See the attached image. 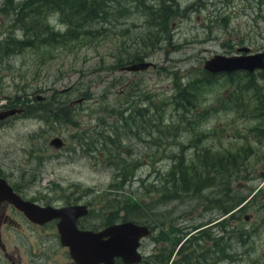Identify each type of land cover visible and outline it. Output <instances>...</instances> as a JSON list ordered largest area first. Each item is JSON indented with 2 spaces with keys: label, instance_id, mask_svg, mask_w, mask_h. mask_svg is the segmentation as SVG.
<instances>
[{
  "label": "rangeland",
  "instance_id": "obj_1",
  "mask_svg": "<svg viewBox=\"0 0 264 264\" xmlns=\"http://www.w3.org/2000/svg\"><path fill=\"white\" fill-rule=\"evenodd\" d=\"M5 1L0 0V111L3 105L23 110L0 123V166L17 169L14 173L18 172L25 197L58 202L91 197L102 202L103 209H117L118 216L142 217L145 204L158 193L157 178L170 170L173 156L192 161L195 172L202 171L197 156L205 155L208 162L220 158L222 163L228 157L224 177H216L215 167L209 175L199 173L198 184L209 177L211 187L181 192L161 210L168 220L177 217L173 226L184 233L207 225L200 235L214 236L215 264H264V115L257 116L256 109L258 91L264 95V70H238L231 78L224 73L215 76L207 86L200 85L191 111L175 110L173 102L168 103L174 85L192 78L201 82L206 71L203 60L215 52L229 53L242 45L264 48V2L174 0L177 8L169 21L168 38L156 41L154 48H135L152 65L126 71L115 68L117 59L133 51L134 37L146 18L129 0H118L126 12L104 24L99 36L19 51L3 42L7 34L17 38L21 34L8 13L18 0ZM58 16L54 12L46 19L61 31L65 26ZM53 96L71 105L74 120L64 109L58 113L60 121L48 119L54 112L39 101ZM152 99L157 101L158 127L137 118L135 111ZM140 112L144 118L148 109L141 107ZM64 113L70 121L61 120ZM120 116L128 120L124 127L119 126ZM54 136L64 141L57 150L47 144ZM106 137L107 148L102 143ZM110 150H120L119 156L126 157L128 173L133 171L130 163H138L131 182L116 184L119 156L108 159ZM232 156L236 165L230 164ZM140 180L151 194L143 188L141 192ZM134 192L138 198L133 203L122 198ZM233 197H246L239 204L246 202L245 209L238 217L237 206L233 219L221 225L218 206ZM205 241L200 239V246ZM226 248L230 257L224 259Z\"/></svg>",
  "mask_w": 264,
  "mask_h": 264
},
{
  "label": "trees",
  "instance_id": "obj_2",
  "mask_svg": "<svg viewBox=\"0 0 264 264\" xmlns=\"http://www.w3.org/2000/svg\"><path fill=\"white\" fill-rule=\"evenodd\" d=\"M129 2L130 6L136 11L143 12L146 17L144 20L145 24L142 29L138 30L139 32L134 37V42L137 45L134 47L133 51L126 53L123 60L117 59L119 62L115 68H119L125 63L141 59L144 56V52L141 54V51L135 50L137 46H140V48H143L144 46L145 48L153 46L154 48L156 41L162 38L167 39L168 36L166 33L168 31L169 21L173 16V11L177 8V4L174 0H152V2H150V0H129ZM9 3L10 2L7 0L5 1V4ZM54 12L59 14L58 19L65 26L61 31L54 29L47 22L46 16ZM125 12L126 6L123 3L121 4L118 0H18V2L12 3L8 13L13 14L12 21L17 24L18 30L21 31V34L18 38L7 34L3 39V42L5 46L14 50L18 49L19 51L29 47L36 48L42 44L53 46L56 44H65L68 40H79L86 36H99L104 33V24H110L111 20L123 16ZM234 73L235 71H231L228 73V76L231 78ZM215 74L216 73H210V71L206 70L202 73L200 78L201 82L192 78L188 79L182 85H174L176 90L169 95L170 99L168 100V103L173 102V108L175 110H180L181 112H185L186 110L191 111L198 95V88L200 85L207 86L211 82V79L215 77ZM125 91L126 90H122V92ZM44 98L45 97L39 102L45 101L46 106L54 112L51 113V116L48 119L55 120V122L60 121L58 113L64 109V112L69 113L70 119L72 118L74 120L73 112L70 108L71 105H69L66 100H60L58 97L55 98L54 96L52 98L47 97L45 100ZM141 107L148 109V114L144 118H142L143 115L140 112ZM156 108L157 101L153 99L150 100L148 105L136 107L135 111L136 115H138L137 118L140 117V120L142 121H146V119L151 120L149 124L158 127L160 117L159 113L155 114ZM69 116L64 113V115L61 116V120L66 122V120L69 119ZM134 118L136 117L134 116ZM70 119L68 121H70ZM125 120L126 117L120 116V127H124L128 124V120ZM186 120L187 124L192 126L189 124L190 119ZM94 135L97 136V134ZM108 140L110 139L107 137L106 139H102V143L106 148ZM202 151H206V149H202ZM115 153L110 150V152H108V159L115 158L122 154L120 150L115 151ZM197 158L201 160L200 165L202 166V171L199 172H195L196 169L194 168L192 161L187 163L185 157H172L171 165L168 168L170 170L160 179L159 184L154 185L157 187L155 190L158 192L157 194L161 200L165 202L174 200L181 192L189 193L195 192L199 187L200 189L211 187L213 180L209 177L202 178L205 179L206 182L198 184L197 179L201 180L197 177L199 173L209 175L211 168L215 167L216 177H224L229 170L227 167V165H229L228 157L224 158L226 163H222L223 159L215 157H212L211 161L208 162L209 158L205 155L197 156ZM125 159L126 157L122 158L119 156L118 163H116L118 172L114 173L116 184L119 183L120 186L128 181L131 182V178L134 177L133 171L138 167L136 161L131 162L129 168H132L133 171L128 173ZM214 161H219V164H217V162L214 163ZM230 164H237L235 163V157L232 156ZM138 183H140L138 187L141 188V192L143 189H147V186H144L145 182L140 180ZM122 198L133 203V200L137 199L138 196H136V193L134 192V194L131 193ZM245 198L246 197H241L240 199H237V197H233V199L231 198L226 204L218 206L221 217H223L222 220L218 222H220L221 225H224L227 220L233 219L235 213L234 209L239 206ZM134 204L137 205L136 207H139L140 203ZM244 209V207L238 209V217H240V213ZM137 210L139 211V209ZM124 217L142 222L144 215L142 217H137L132 216L131 214H126Z\"/></svg>",
  "mask_w": 264,
  "mask_h": 264
},
{
  "label": "flooded vegetation",
  "instance_id": "obj_3",
  "mask_svg": "<svg viewBox=\"0 0 264 264\" xmlns=\"http://www.w3.org/2000/svg\"><path fill=\"white\" fill-rule=\"evenodd\" d=\"M259 2L261 5L264 0ZM242 46L248 49L244 50L241 48ZM242 46L229 53L215 52L214 54L242 55L264 51L262 47L259 50H252L249 46ZM240 70H244L246 73H255V71L262 73L264 68H257L253 71ZM210 73H216L215 76L222 73L228 75L229 71H210ZM261 77L264 78V73L261 74ZM257 95L259 99L257 104L259 106L256 107L257 116L264 115V95L259 91ZM14 107L13 105H3L2 110ZM22 110L23 108L1 117L0 123L6 117ZM259 129L260 126L258 131ZM16 170V168L0 166V181L4 182L0 186V264H76L71 259L67 247L60 242L59 230L60 232L65 230L64 219L60 215L46 217L42 212L45 208L59 211L71 206L80 207L75 208L68 215L70 218L73 214H78L73 219V228L75 229L73 231L100 233L112 225L125 221L146 227V233L137 241L136 251L139 257L137 262L126 263L119 256H113L110 261H106L100 254L95 264H215L216 241L214 236L209 233L200 235L202 231L206 233L207 225L192 227L191 231L186 233L174 227L173 224L176 223L177 217L167 219L166 213L161 210L166 202L161 200L158 194H154V197L150 198L151 201L145 204L143 221L137 222L134 219L125 218L124 215L118 216L117 209L113 207L103 209V203L90 196L88 199H83L82 196L70 197L59 202L25 197L23 186L18 184V172L14 173ZM160 179L161 177L157 178L156 184H159ZM148 187L146 192L151 194ZM18 197L25 201L24 209L19 208ZM80 211H83L84 214H80ZM228 221L230 219L226 222ZM106 238L104 236L102 239ZM200 239H206L201 246ZM225 242L227 243L226 236ZM227 248L224 252V259L230 257Z\"/></svg>",
  "mask_w": 264,
  "mask_h": 264
},
{
  "label": "water",
  "instance_id": "obj_4",
  "mask_svg": "<svg viewBox=\"0 0 264 264\" xmlns=\"http://www.w3.org/2000/svg\"><path fill=\"white\" fill-rule=\"evenodd\" d=\"M247 50V47H241ZM152 65L148 60H140L123 65L121 68L125 70L144 69ZM202 67L206 70L215 71H232L245 69L253 71L257 68H264V51H258L251 54H214L213 56L203 60ZM36 98H40L37 95ZM82 98H77L80 101ZM20 107H14L0 111V118L7 116L15 111H20ZM53 150H57L64 145V142L59 136H54L47 143ZM2 182V183H1ZM4 184L0 181V186ZM18 197L19 208L24 209V203ZM78 206L63 208L59 211H52L48 208L42 210L46 217L60 215L65 222V230H59L60 242L67 247L71 259L76 264H95L98 261V255L102 254L106 261H110L113 256L121 257L126 263L137 262L139 257L136 251L137 241L146 233V227L131 221H125L119 224L112 225L104 229L100 233H91L84 231H73V219L78 214L70 215ZM80 214H84L80 211ZM248 219V216H245ZM75 230V229H74ZM106 236V239H102Z\"/></svg>",
  "mask_w": 264,
  "mask_h": 264
},
{
  "label": "bare ground",
  "instance_id": "obj_5",
  "mask_svg": "<svg viewBox=\"0 0 264 264\" xmlns=\"http://www.w3.org/2000/svg\"><path fill=\"white\" fill-rule=\"evenodd\" d=\"M227 15V14H226ZM125 17V16H124ZM168 171V170H167ZM151 193V192H150ZM219 216V215H218Z\"/></svg>",
  "mask_w": 264,
  "mask_h": 264
}]
</instances>
